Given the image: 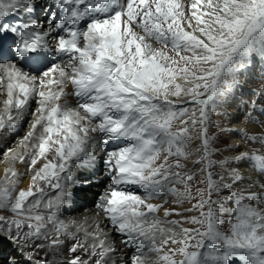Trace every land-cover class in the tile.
<instances>
[{"label":"snow or ice","instance_id":"obj_1","mask_svg":"<svg viewBox=\"0 0 264 264\" xmlns=\"http://www.w3.org/2000/svg\"><path fill=\"white\" fill-rule=\"evenodd\" d=\"M37 9L43 21L9 23ZM9 38L0 135L37 107L3 153L0 210L11 215H0V240L34 264H118L109 231L139 243L131 264H264V107L248 116L258 134L239 129L240 144L258 148L227 144L213 119L238 75L264 59V0H0V42ZM92 134L111 178L96 204L108 231L59 218L74 168L95 160ZM192 156L198 169H186ZM16 162L30 174L19 190ZM166 196L179 210L153 202Z\"/></svg>","mask_w":264,"mask_h":264},{"label":"bare ground","instance_id":"obj_2","mask_svg":"<svg viewBox=\"0 0 264 264\" xmlns=\"http://www.w3.org/2000/svg\"><path fill=\"white\" fill-rule=\"evenodd\" d=\"M33 13L35 14V16H33V17H32V15H27L26 13H23V12H21L19 15H15V16H11V17H16L17 16L19 19L15 20V22H16V21H19L21 18H23L21 16V14H23V15L25 14V18L26 17H30L32 19H37V20L42 21L41 17H43L45 15V14L39 15V18H38L36 16V12L34 11ZM7 62L8 61H6V62L2 61L1 62V60H0V63H7ZM17 66H20V65L18 64ZM25 71H28V70H25ZM5 98H6V90H5V88L0 87V111H3V101H4ZM67 99H68L69 103L72 104L71 103V100H73L72 97H68ZM30 108L31 107L29 105V111H30ZM33 110H35V109H33ZM13 111H15V110H13ZM226 113L229 114V116L226 117V119L229 122V124H231L232 127L240 128L241 124L238 122V120L236 121L237 111L232 110L231 108H227L226 109ZM27 117H28V115L25 118H27ZM31 119L32 120L34 119L33 115L31 117ZM23 120L16 126L15 129H13V130H11V132L7 133L9 137H15L16 132L20 131L19 130L20 129V125H22V123H24ZM255 128H256V130H247V132L249 131L250 133L251 132L252 133L253 132L257 133L258 126L256 125ZM96 135L97 134H95V137H96ZM9 137L7 138V140H2L0 138V145H2L3 147L6 148L7 143L9 141ZM95 137H93L94 140H95ZM18 139H19V137H18ZM122 142L123 141H120L118 143H109V145H107V150H113V149L117 148L119 146V144L122 143ZM15 144H17V143H15ZM11 145H13V144H11ZM8 147H9V145H8ZM104 147L105 146L102 144V142L100 144V140H95V143H93L92 149H91L92 154L95 157V160L89 166H86V167L77 166V167L74 168L73 173H72L73 182H72L71 187L69 188V191L71 192V196L68 198V202L61 206L60 212H59V218L64 220L65 222L75 221L77 223L83 224L84 227L89 228V230H91V228H94L96 223H99L102 227L105 228V231L109 230L110 225H109L108 221L106 219L98 216V212L99 211L96 208V206H94L95 202H96V200L98 198L97 197L98 189L102 186L103 177H105V174L107 173L105 165L103 163V157L105 155V151L101 150ZM253 147H255V146L253 145ZM258 147H255V148H258ZM17 151L20 152L21 154H23L24 149L23 148H19V150L17 149ZM2 160H3V157H2V159L0 161H2ZM20 164L21 163L16 162L14 165H12L16 169V171L18 172L19 179H21V180L23 178L30 179V174L29 175H24L23 177L20 175L21 174L20 172H22L21 169L19 168ZM8 166H9V162L4 158L2 163H0V176H1L2 170L5 171V168L8 167ZM21 167H22V164H21ZM4 175H5V172H4ZM0 181H2V180L0 179ZM85 181H87V183H85ZM94 182H97V183H95L96 185L92 184ZM23 184L26 186L27 182L26 183L24 182ZM25 186H24V188H25ZM129 187H130L129 188L130 190H134L140 195H144L145 194L142 191L143 189L139 188L138 186H129ZM17 190H19V189H17ZM46 191H48L50 196L54 194V190L46 189ZM171 201H172V198L171 197H167V203H162V200H156V201H153V202L154 203H161V204L164 205V207H173V208H177L179 210L180 206L172 204ZM83 204H86V208H85L87 210V213L85 215L86 217H80L79 220L72 219L71 217L70 218L66 217V215H68L67 213L71 214L72 212L79 210L81 205H83ZM6 212L5 211L3 212L4 215H6V216L11 215L10 212H8V211H6ZM158 215L161 218H163L162 210H161V212ZM169 219H179V217L172 216V217H169ZM109 236H110V240L114 241V243H115L114 246L115 247L117 246L116 248L118 249V252L116 253V256H115V258L118 260V264H131V263L128 262V259L131 258L130 255L132 254L133 250L131 252L128 248H126L127 244H129V243H127V244L123 243V241L126 238L122 237L119 234L112 233L110 231H109ZM9 241H10L9 239L0 240V252H1L0 255H2L3 252L7 253V252L11 251V255L12 256L18 257L17 262L19 260V261H21L22 264H34V261H35L36 258H33L32 261H30L29 260V253H28L27 249L19 247V246H17L16 244H14L12 242L10 243ZM131 243L134 244V245H138L139 244L138 242H130V244ZM44 255H45L44 252L40 253V257L41 258H43ZM0 264H5V262L1 259L0 260Z\"/></svg>","mask_w":264,"mask_h":264},{"label":"rangeland","instance_id":"obj_3","mask_svg":"<svg viewBox=\"0 0 264 264\" xmlns=\"http://www.w3.org/2000/svg\"><path fill=\"white\" fill-rule=\"evenodd\" d=\"M35 12H36V15H38L37 16L38 18H39V15H42V14L46 13V12L40 11L39 9H37ZM45 16H46V14L43 17H41L42 21H43ZM259 62H260L259 57H256L255 60L250 62L246 66V68L242 71V73L240 75H238V77H237V79L239 81L238 87H234L232 89L231 94L228 95L226 101L221 106L217 107L215 115L213 116V119L216 121V123L221 125V127L224 129V131L221 133V136L227 138L226 139V143L229 144V145H232L234 143L235 144H240L241 135H240L239 129L244 128V129H246V131L247 130H256V128H255L256 125L248 122L247 119L245 118V114H243V112L241 111L242 107H241V101H240L239 92H241V95H243V92L246 93L248 91V85L247 84L258 85V82L259 81L261 82V79L264 81V78H263V76H262V74H261V72H260V70L258 68ZM71 103H72L71 104L72 106H75V101L74 100H71ZM187 106L191 107L190 104L187 105ZM30 107L31 108H30L28 117L23 120L24 123H22V125H20V129H19L20 131L16 132L15 137H9L8 134L0 135V138L2 140H7V138L9 137V141L7 143L6 148L3 147L2 145H0V160L2 159V157H3V160H4L5 157H4L3 153L5 151H7L8 148L16 149L17 148V144L19 143V140L22 139L24 137V135L27 133V131L29 129V123L32 121L31 112H34L35 110H33V109H36V107H37V105L35 103V100L30 101ZM227 108H231L232 110L237 111L236 121L238 120V122L241 124L240 128L232 127V125L229 124V122L227 121L226 117L229 116V114L226 113V109ZM258 131L260 132V126L259 125H258L257 133L253 132L254 133L253 134L252 132L250 133L249 131H248V133L256 135V134L259 133ZM232 132H235L236 134L235 135H231ZM92 135H93V137H95V134H92ZM18 137H19V139H18ZM15 143H17V144H15ZM223 143H224V141L221 142V144H220L221 147H223ZM11 144H13V145H11ZM100 144H101V140H100ZM8 145H9V147H8ZM197 145H198V142L194 141L192 143V145L190 146V149H194ZM246 148H248V146L246 144H240L239 150L240 151H244ZM18 150H19V148H18ZM194 159H196L195 156H192V157H190L188 159V161L186 162V169H192L194 167L198 169L199 166H194L192 164V160H194ZM2 161H0V163H2ZM182 163H184V161H182ZM22 167H21V164H20L19 168L22 171V172H20L21 173L20 175L23 177L24 173H25L26 166L24 164H22ZM4 172L5 171L2 170V173H1V176H0L1 180H3V178H4ZM26 179L25 178H23L22 180L19 179L20 182L17 184V189L24 188V186H25L23 184L24 182L25 183L27 182V185L25 186V188L28 186V183H30V181H29L30 179H28V178H26ZM95 183H97V182H94L92 184L96 185ZM110 183H111V178L110 177H106V174H105V177H103V180H102V186L98 189V193H97V197L98 198H97L94 206H96V204H97V202L99 200V197L105 193L104 191L108 188ZM196 183H198V180L193 182L194 186L196 185ZM1 186H3V185H1ZM142 191L144 192V190H142ZM85 208H86V204H83V205H81L79 210L74 211L71 214L67 213L68 215H66V217H69V218L71 217L72 219H76V220H79L80 217H86L85 215L87 213V210ZM4 211L6 212L7 210H0V215H4V213H3ZM185 215H189V214L187 213ZM186 226H188V225H186ZM224 227L226 228L227 225L225 224ZM9 242L11 243V241H9ZM114 245H115V243H114ZM1 259L4 262H8V264H22L21 261H19V260L17 262L18 257L11 255V251H9L7 253L3 252V254L0 255V260Z\"/></svg>","mask_w":264,"mask_h":264}]
</instances>
